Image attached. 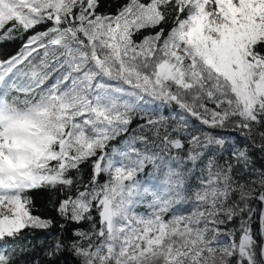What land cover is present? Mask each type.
<instances>
[{"label": "snow or ice", "instance_id": "obj_1", "mask_svg": "<svg viewBox=\"0 0 264 264\" xmlns=\"http://www.w3.org/2000/svg\"><path fill=\"white\" fill-rule=\"evenodd\" d=\"M24 36L0 264H264V0H0Z\"/></svg>", "mask_w": 264, "mask_h": 264}, {"label": "trees", "instance_id": "obj_2", "mask_svg": "<svg viewBox=\"0 0 264 264\" xmlns=\"http://www.w3.org/2000/svg\"><path fill=\"white\" fill-rule=\"evenodd\" d=\"M115 3V0H106V5H113ZM105 10H108L106 7ZM27 37L24 36L21 39L13 40V41H5L3 43H0V58H6L8 56H11L15 54L22 44L23 40ZM35 199L37 203L41 207V211L45 212V214H51L47 207H46V194L43 192H37L34 193Z\"/></svg>", "mask_w": 264, "mask_h": 264}]
</instances>
